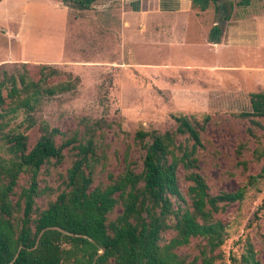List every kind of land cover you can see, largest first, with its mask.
<instances>
[{"label":"trees","instance_id":"obj_1","mask_svg":"<svg viewBox=\"0 0 264 264\" xmlns=\"http://www.w3.org/2000/svg\"><path fill=\"white\" fill-rule=\"evenodd\" d=\"M59 1L85 10L98 0ZM191 2L201 11L210 4L220 11L219 4H224ZM209 40L220 42L219 26L211 28ZM57 72L43 64L35 80L26 70L9 73L0 67V264H195L199 259L212 264L229 237L228 224L218 215L244 199L247 186L264 176V167L250 176L248 185L212 194L199 166L201 133L209 117L200 121L179 114L173 115L170 129L137 130L140 165L126 155L120 173H109L108 183L94 185L102 124L82 122L83 130L69 135L35 118L44 99L74 90L71 80L49 83ZM249 101L250 110L240 116L264 131V124L255 120L264 118V91L251 92ZM18 116L22 118L16 122ZM35 127L39 134L31 144L29 132ZM68 147L72 160L61 175V186L40 206L38 199L47 191L40 187L39 172L60 164ZM180 168L188 182L184 191L178 183ZM22 175L27 185L20 184ZM118 206V214L111 217ZM193 240L199 241L198 254L187 261L179 249ZM243 249L232 257L234 264H261L249 237Z\"/></svg>","mask_w":264,"mask_h":264},{"label":"rangeland","instance_id":"obj_2","mask_svg":"<svg viewBox=\"0 0 264 264\" xmlns=\"http://www.w3.org/2000/svg\"><path fill=\"white\" fill-rule=\"evenodd\" d=\"M223 1L220 11L210 4L211 16L220 24L226 19H242L241 37L247 45L243 54L239 47L231 49L226 60L248 68L214 76L219 81L192 71L173 69L151 75L136 68L125 72L123 67L120 70L109 64L123 60L114 51L106 29L113 0H98L85 10L59 0H0V67L9 73L26 70L37 80L39 67L46 64L58 71L49 78L50 84L74 82V90L44 99L35 118L69 135L83 130L82 122L102 124L97 131L94 185L108 183L109 173H120L126 155L140 165L137 130L164 131L174 126L173 115L186 114L200 121L204 115L209 117L199 149L200 172L209 191H234L248 185L250 176L259 175L264 167V131L240 116L250 110L249 94L264 91V0H249L248 5H240V0ZM254 66L258 68H251ZM21 118L18 116L16 122ZM255 120L264 124V118ZM38 134L37 127L29 132L31 144ZM56 141L61 143L62 139L58 136ZM69 147L60 164L45 166L39 172L40 187L47 191L38 199L40 206L49 192L55 193L61 186V175L72 160ZM178 183L184 191L188 182L181 168ZM20 184L27 185L26 175L20 177ZM119 210L118 206L111 217ZM218 217L228 224L229 237L215 252L212 264H234L232 257L243 252L247 237L264 264V176L247 186L240 203L228 206ZM197 242L179 249L187 261L198 254ZM195 264L202 263L199 259Z\"/></svg>","mask_w":264,"mask_h":264},{"label":"crops","instance_id":"obj_3","mask_svg":"<svg viewBox=\"0 0 264 264\" xmlns=\"http://www.w3.org/2000/svg\"><path fill=\"white\" fill-rule=\"evenodd\" d=\"M108 13L109 38L114 51L123 57L109 64L120 70L123 67L125 72L136 68L156 75L176 69L219 81L214 76L230 73L234 68H248L233 66L226 60L231 49L239 47L243 54V46H247L241 37L242 19H226L220 24L211 16L210 9L197 11L191 0H113ZM213 26L221 29L219 43L209 40Z\"/></svg>","mask_w":264,"mask_h":264}]
</instances>
